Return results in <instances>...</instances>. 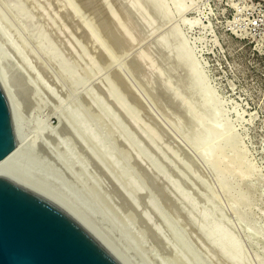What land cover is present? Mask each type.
<instances>
[{"label": "rangeland", "instance_id": "rangeland-1", "mask_svg": "<svg viewBox=\"0 0 264 264\" xmlns=\"http://www.w3.org/2000/svg\"><path fill=\"white\" fill-rule=\"evenodd\" d=\"M149 1L0 0V78L18 122L31 138L47 129L105 217L70 185L104 225V212L118 219V234L105 226L138 264H264V0ZM60 42L82 58L76 77L53 55ZM69 115L140 186L152 227L111 165L108 176L64 141Z\"/></svg>", "mask_w": 264, "mask_h": 264}, {"label": "water", "instance_id": "water-1", "mask_svg": "<svg viewBox=\"0 0 264 264\" xmlns=\"http://www.w3.org/2000/svg\"><path fill=\"white\" fill-rule=\"evenodd\" d=\"M0 264H136L14 118L1 83Z\"/></svg>", "mask_w": 264, "mask_h": 264}, {"label": "bare ground", "instance_id": "bare-ground-1", "mask_svg": "<svg viewBox=\"0 0 264 264\" xmlns=\"http://www.w3.org/2000/svg\"><path fill=\"white\" fill-rule=\"evenodd\" d=\"M151 1V0H150ZM149 1V2H150ZM154 2V1H153ZM157 3H158V1H157ZM161 3V2H160ZM160 3H158L159 5H160ZM153 4V3H152ZM158 5V6H159ZM155 5H152V7H154ZM27 9V7L26 8H24V7H21L20 9H18V13L19 14H23L24 13V11ZM161 9V8H160ZM163 9V8H162ZM159 10V9H158ZM163 11V10H162ZM157 12V11H156ZM160 12H161V10H160ZM158 13H159V11H158ZM165 13V12H164ZM163 16V15H162ZM169 37V36H168ZM168 37H166L167 38V40H168ZM173 38V37H172ZM171 38V39H172ZM170 39V38H169ZM174 39V38H173ZM169 41V40H168ZM164 42V41H163ZM159 43H160V39H159ZM167 43V42H166ZM165 43V44H166ZM173 43V42H172ZM161 44V43H160ZM159 44V45H160ZM164 44V45H165ZM172 45V44H171ZM173 46H175V45H173ZM172 46V47H173ZM65 47H67L66 45H65V43L64 44H62L61 42H60V44H56L55 46H54V51H53V55H54V57L55 58H57V59H59L60 60V65H61V68H62V70H64L65 72H68L69 74H71L70 76L73 78V77H76L77 76V73H78V68L79 67H81V65H82V58H80L78 55H75V56H73V58H71L70 57V55H69V53H66V49H65ZM157 47V46H156ZM166 47V46H165ZM161 48V47H160ZM171 48V47H170ZM174 48V47H173ZM166 49V48H165ZM160 50H163V49H160ZM165 51V50H164ZM177 51V50H176ZM172 53H173V51H172ZM178 53V52H177ZM176 53V55H178ZM183 53V52H182ZM187 53V52H186ZM185 53V54H186ZM161 55V54H160ZM170 55V54H169ZM189 55V54H188ZM171 56H173V55H171ZM174 57V56H173ZM185 57V56H184ZM187 57V56H186ZM189 57V56H188ZM169 58V57H168ZM172 58V57H171ZM192 60V59H191ZM171 61V60H170ZM193 62V61H192ZM183 63V62H182ZM192 67H194V65L192 66ZM193 70V69H192ZM193 72H196V70L195 71H193ZM192 75V74H191ZM195 75V74H194ZM193 76V75H192ZM198 76V75H197ZM195 82V81H194ZM0 83H1V85H2V87H3V89H4V91H5V93H6V95H7V97H8V100H9V103H10V107H11V111H12V115L14 116V118L17 120V121H19L20 119H21V117H20V115H21V113L19 112V110H18V108L16 107V105H15V103H14V101L12 100V98H11V96H10V94H9V92L7 91V88L5 87V85H4V83L2 82V80H1V78H0ZM198 86V85H197ZM22 125V124H21ZM23 126V125H22ZM64 129H65V137H64V141H65V138L66 137H68V136H66V134L67 135H69L71 138H73V139H71L70 137L68 138L69 139V141H70V139L71 140H75L76 142H78L79 144H81L82 145V147H84V149L86 150V152L87 153H91L92 154V158H93V160L96 162V164H97V166H99V167H101L102 168V170H104V171H106V174H107V171L108 170H110V169H108V170H106V167H105V165H111L112 166V169H114L115 171H117V173H118V177L117 178H122V180H123V182H122V180H120L121 182H122V184L118 181V179L117 178H115V177H113V178H110V179H112V181H111V183L113 182V187H116V188H118L117 189V191H119L118 193L119 194H121L123 197H121V198H123L124 200H123V202H125L126 204H127V206L126 207H128V209H130V210H132V211H136L135 212V215H136V217H135V215H133L135 218L134 219H136V220H139L138 219V217L140 216V222H141V218H142V220L144 219V221H142L141 223L144 225V223H146V224H148V225H146V226H144V228L146 227V229L147 228H150V227H152L151 226V224L149 225V223L151 222V216L148 214V212H149V210H145L144 209V207L142 208V209H144V212L146 213V214H144V212L142 213V211H139L138 210V207L135 205V198L136 197H138V196H140L141 194H142V190L140 191L139 189H141L140 188V186L139 185H136V182L131 178V176H129L127 173H126V171L125 170H123V168L118 164V162L116 161H111V159L105 154V151H103L104 149L102 148V147H100L99 145H97L96 143H92V140H91V137H89L90 136V132L88 131V130H86V128H85V126H84V123L82 122V121H80V120H77L75 117H74V115L72 116V115H69L68 116V118L65 120V123H64ZM46 131H47V129H41V133H40V131L35 135V137H33L32 139L35 141V143L40 147V149L45 153V155L50 159V161L55 165V167L60 171V173L65 177V179L67 180V181H70L71 182V184H73L74 182L76 183V185H80V189L85 193V194H87V196H88V198H89V200L91 201H89V203H92V205L91 204H89V205H91L92 207L94 206V208L96 209L97 208V206L99 207V203L97 202V200H95V198L93 197L92 198V193H88L87 191H85L84 190V188L82 187L83 185L81 184V180L79 179V177L77 176L78 174H79V172L77 173V175H76V173H75V171H74V169H73V167L70 165V163L68 162V161H66V160H64V158H62V156L59 154V153H57V151H55L56 149H54L53 147H55V146H53L52 144H50L49 143V141L48 140H46V139H44V135L46 134ZM47 134H48V131H47ZM217 136V135H216ZM219 136V135H218ZM49 137V136H48ZM47 139H49V138H47ZM52 140V139H51ZM67 140V139H66ZM62 142V141H61ZM78 143L75 145V142L73 143L75 146H80V145H78ZM58 144H59V142H58ZM53 147H52V146ZM58 147V146H57ZM60 149V148H59ZM62 151H63V149H61ZM61 151V152H62ZM60 152V153H61ZM94 152L96 153V154H94ZM62 153H64V152H62ZM63 156H64V154H63ZM69 157V156H68ZM67 157V158H68ZM66 158V157H65ZM69 160V159H68ZM73 162H76V161H73ZM74 164H76V163H74ZM73 164V165H74ZM75 166V165H74ZM97 166H95L94 168H96ZM110 166V167H111ZM97 169H98V167H97ZM79 171V170H78ZM96 171H98V170H96ZM95 171V172H96ZM99 172H100V168H99ZM101 173V172H100ZM111 173V172H110ZM116 172H115V175L117 174ZM80 175V174H79ZM103 175V174H102ZM108 175V174H107ZM104 176V175H103ZM102 176V177H103ZM109 176V175H108ZM106 179H107V177H105ZM87 181V180H86ZM91 181V180H90ZM106 181H108V179L106 180ZM78 182H80V184L78 183ZM87 182H89V180L87 181ZM120 184H119V183ZM108 183V185H109V181L107 182ZM107 183H106V185H107ZM110 183V184H111ZM89 184H92V183H90L89 182ZM115 185V186H114ZM122 185V186H121ZM78 187V186H77ZM77 187H76V189H77ZM105 187V186H104ZM107 187V186H106ZM106 187H105V189H106ZM74 188V187H73ZM110 189L111 187H107V189ZM76 189H75V191H76ZM80 190V191H81ZM77 191H79V190H77ZM80 191H79V193L78 194H81L80 193ZM109 191V190H108ZM117 193V194H118ZM82 196H84V198H86L87 199V197H85L86 195H81L80 197H82ZM120 196V195H119ZM146 198V197H145ZM86 202H87V200H85ZM145 203H146V205H147V207L151 210V214L153 215V213H154V218L157 216V219L159 220L158 222H161V223H159V224H162V226L164 227L165 225H166V222H165V217L162 215L163 213H161L160 211H159V209H158V207L156 206V204H154V203H152V202H150V200H148V199H146V201H144ZM87 204H88V202H87ZM88 205V206H89ZM146 205H144V206H146ZM124 207H125V204H123V209H124ZM125 207V208H126ZM93 208V209H94ZM127 208L124 210V212H123V210H121L120 212H122V213H124V214H127V212H125V211H127L128 210ZM147 209V208H146ZM97 210H99L98 208H97ZM95 210H93V212H94ZM134 212H132V213H134ZM105 214H106V216L108 217L107 219H105V220H111V222H110V220L108 221L109 223H111V225L110 226H112L111 227V229H113V232L115 231L117 234L120 232V230L117 228V227H119V224H118V226H117V221H115L116 219H113V216L112 215H110V214H108V213H106V212H104ZM122 213H120L119 215H118V217L120 218V219H122L123 217L122 216H124V214L123 215H121ZM99 214H100V210H99ZM102 215H104L103 213H101ZM100 214V215H101ZM97 215V214H96ZM101 215V217H105V216H102ZM145 215H149L150 217H149V219H150V222H149V220H148V218L145 216ZM133 216H131V217H133ZM152 216V217H153ZM118 220V219H117ZM123 220V219H122ZM103 221V220H102ZM135 221V220H134ZM108 222H105L104 221V223H106L105 225L106 226H108L109 224H107ZM110 226H109V228H110ZM148 226H150V227H148ZM160 226V225H159ZM108 228V227H107ZM108 228V230L110 231L111 229H109ZM121 228V227H120ZM136 229V228H135ZM134 228H133V230H135ZM121 230H122V228H121ZM132 230V231H133ZM151 230H152V228H151ZM137 231V230H136ZM140 231V230H139ZM138 231V232H139ZM110 232H112V230L110 231ZM122 232V231H121ZM113 234V235H116V236H118L117 234ZM125 233H127V232H125ZM134 233V232H133ZM121 234V236L123 235V233H120ZM135 234V233H134ZM134 234H131V235H134ZM136 234H137V232H136ZM135 234V235H136ZM138 234H140V232L138 233ZM137 234V235H138ZM153 234H155V233H153ZM128 236V235H127ZM154 236V235H153ZM156 236V235H155ZM154 236V237H155ZM120 237V236H119ZM123 237V236H122ZM129 237V236H128ZM127 237V238H128ZM158 237V236H157ZM157 237H155L156 239H159V238H157ZM115 239H116V237H115ZM119 239V238H118ZM117 239V241L120 243V241L121 240H118ZM122 239V238H121ZM142 239H144V238H142L141 237V240ZM155 239V240H156ZM130 240V238H128V239H126L125 237H123V241L126 243V245L128 244L131 248L133 247V245H134V243H133V245L131 244V242L129 241ZM122 241V242H123ZM123 242V243H124ZM143 242V241H142ZM141 245V244H140ZM151 245V244H150ZM122 247L124 246V245H121ZM129 246H128V248H129ZM138 246V245H137ZM136 246V247H137ZM135 247V248H136ZM127 248V247H126ZM134 248V249H135ZM142 249V248H141ZM126 250V249H125ZM129 250V249H128ZM132 250V249H131ZM136 251H137V249H135ZM134 250V251H135ZM127 253H128V251H127ZM139 253H142V252H139ZM136 254V252H134V255ZM138 254V253H137ZM144 254V253H143ZM142 254V255H143ZM129 255H130V252H129ZM133 255V254H132ZM138 256V255H137ZM140 256V255H139ZM131 258H132V256H131ZM144 259V258H143ZM148 259H150V258H148ZM148 259H146V261L148 260ZM134 260V259H133ZM142 259H140V261H141ZM145 260V259H144ZM144 260H142L143 261V263L145 262ZM137 262V264H138V260L136 261ZM135 262V263H136ZM148 262V261H147ZM149 262H150V260H149ZM142 264V263H141ZM155 264V263H154Z\"/></svg>", "mask_w": 264, "mask_h": 264}, {"label": "built area", "instance_id": "built-area-1", "mask_svg": "<svg viewBox=\"0 0 264 264\" xmlns=\"http://www.w3.org/2000/svg\"><path fill=\"white\" fill-rule=\"evenodd\" d=\"M252 25H258V19L256 17H253V23Z\"/></svg>", "mask_w": 264, "mask_h": 264}]
</instances>
